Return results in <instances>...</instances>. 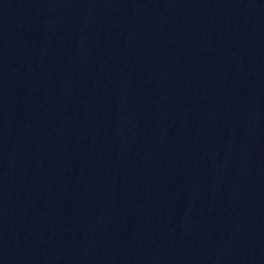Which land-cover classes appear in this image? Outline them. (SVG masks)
Masks as SVG:
<instances>
[{"label":"water","instance_id":"95a60500","mask_svg":"<svg viewBox=\"0 0 264 264\" xmlns=\"http://www.w3.org/2000/svg\"><path fill=\"white\" fill-rule=\"evenodd\" d=\"M0 227L264 264V0H0Z\"/></svg>","mask_w":264,"mask_h":264}]
</instances>
